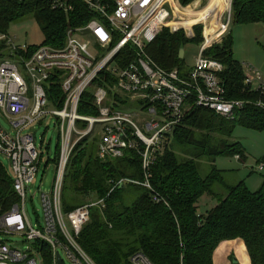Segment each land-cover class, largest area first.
I'll list each match as a JSON object with an SVG mask.
<instances>
[{"label": "built area", "instance_id": "built-area-1", "mask_svg": "<svg viewBox=\"0 0 264 264\" xmlns=\"http://www.w3.org/2000/svg\"><path fill=\"white\" fill-rule=\"evenodd\" d=\"M39 1L48 3L54 11L74 12L71 0ZM80 1L94 18L85 26L69 28L63 47L41 46L26 59L19 49H27V44L17 43L9 33L0 34V44L8 48L0 63V113L13 129L9 133L0 124V156L9 161L8 172L17 199L0 203V264H44L43 244L50 246L53 264H58L57 254L63 264L65 260L94 264L78 239L91 210L104 208V200L69 214L64 213L62 204L71 155L84 139L99 136L98 157L102 161L121 159L127 151L138 154L143 180H121L112 191L133 183L154 194L151 169L157 154L166 136L180 127L193 108L234 118L235 111L244 106L243 102L227 99L220 78L224 66L205 55L228 35L233 0H218L215 10L207 8L212 0H198L187 7L180 4L184 13L174 8L179 0ZM197 26L202 27L203 42L188 74L167 71L150 58V46L165 29L184 30L193 40ZM120 64L126 66L121 68ZM243 67L245 85L264 98V71L251 65ZM57 90L61 99L54 94ZM88 92L98 116L79 113ZM50 120L58 128L60 153L52 189L41 195L44 224L37 217L33 225L27 204H34V198L29 197L30 186L36 182L43 154L36 146L32 128ZM259 171H264V165ZM155 201L165 202L162 198ZM17 244L27 245L23 249ZM131 263L153 264L142 253L135 254Z\"/></svg>", "mask_w": 264, "mask_h": 264}, {"label": "trees", "instance_id": "trees-1", "mask_svg": "<svg viewBox=\"0 0 264 264\" xmlns=\"http://www.w3.org/2000/svg\"><path fill=\"white\" fill-rule=\"evenodd\" d=\"M71 1L74 12L65 14L39 0H0V34H8L13 23L33 16L43 41L40 45L27 44V49H19V54L28 59L41 46L63 47L69 28L85 26L94 18L80 0ZM179 2L187 7L193 0ZM174 8L179 12L175 4ZM232 9L234 24H264V0H233ZM195 31L196 38L190 40L184 30L173 33L165 29L150 46V58L167 71L188 74L191 68L185 70V57L180 59V50L189 43L203 42L202 27L197 26ZM233 45L228 33L221 44L205 55L224 66L220 78L226 97L243 102V108L235 111L234 118L193 108L180 127L166 136L157 154L151 169L154 194L133 183L112 191L121 180H143L136 152L127 151L121 159L102 161L96 134L74 149L63 186V211L69 214L88 203L104 200V208L91 210L90 220L78 239L94 264H132L137 253L144 254L153 264H217V249L224 242L236 240L243 241L249 256L248 262L243 254V263L264 264V181L253 193L244 181L228 184L226 176L230 172L214 166L218 158L225 156L245 160L241 144L231 142L237 127L264 132V98L245 85V70L235 59ZM7 53V46L0 44V63ZM125 66L120 64L121 68ZM54 94L57 99L62 98L60 90ZM79 113L98 116L90 92L83 96ZM59 141L57 138L55 159L46 167L51 162L57 166ZM202 160L212 164L206 177L200 171ZM130 198L134 199L129 203ZM156 198L165 202L158 203ZM16 200L10 173L0 161V203ZM42 246L44 264H53L50 246Z\"/></svg>", "mask_w": 264, "mask_h": 264}, {"label": "rangeland", "instance_id": "rangeland-1", "mask_svg": "<svg viewBox=\"0 0 264 264\" xmlns=\"http://www.w3.org/2000/svg\"><path fill=\"white\" fill-rule=\"evenodd\" d=\"M197 1L193 0L189 5ZM9 34L12 37H16V42L19 44L40 45L43 41L41 28L33 16H28L13 23L9 29ZM229 34H231L234 43L235 59L243 64V66L251 65L259 71H264V24L238 25L232 22ZM185 51V70L188 71L194 66L196 58L199 55V45L189 43ZM91 52L96 54L92 49ZM0 124L7 132L13 131L9 121L2 113H0ZM32 133L35 135L38 150L43 154L36 182L30 186L31 195L29 197L34 198V204L32 205L30 201L27 204L28 218L35 225L37 217L44 224L41 195L51 191L55 178V165L51 162L46 167L45 164L48 159H55L58 128L54 125V120H50L48 123L44 122L42 125L34 126ZM233 137L231 142H239L241 144L245 160H239L236 156H225L218 158L214 166L220 171L230 172L226 176L228 184L237 185L239 182L244 181L251 192H257L262 187L264 181V171H259L260 166L264 165V132L237 127ZM49 143L50 150H47ZM0 161L8 170L9 161L4 156H0ZM211 168L212 164L207 160L200 162V171L203 177H206L211 172ZM133 199L130 198L129 203ZM26 245L17 244L18 247L23 249H25ZM243 254L249 262V256L243 241H228L222 243L217 249L215 260L217 264H232V258L234 257L239 261L238 264H245V261L244 263L242 261ZM64 262L65 264H71L67 260Z\"/></svg>", "mask_w": 264, "mask_h": 264}, {"label": "bare ground", "instance_id": "bare-ground-1", "mask_svg": "<svg viewBox=\"0 0 264 264\" xmlns=\"http://www.w3.org/2000/svg\"><path fill=\"white\" fill-rule=\"evenodd\" d=\"M218 5H219L218 0H212L207 8L211 9V10H215L218 7ZM175 6H176L177 10H179V12H183V13L185 12V9L182 11V8L179 7V5L177 3H175ZM184 25H185V23H184Z\"/></svg>", "mask_w": 264, "mask_h": 264}, {"label": "water", "instance_id": "water-1", "mask_svg": "<svg viewBox=\"0 0 264 264\" xmlns=\"http://www.w3.org/2000/svg\"><path fill=\"white\" fill-rule=\"evenodd\" d=\"M184 57H185V50L181 49L180 50V59H183ZM57 263L58 264H63V260H62V258H61V256L59 254H57ZM238 263H239V261L236 258H234L233 259V264H238Z\"/></svg>", "mask_w": 264, "mask_h": 264}, {"label": "flooded vegetation", "instance_id": "flooded-vegetation-1", "mask_svg": "<svg viewBox=\"0 0 264 264\" xmlns=\"http://www.w3.org/2000/svg\"><path fill=\"white\" fill-rule=\"evenodd\" d=\"M233 259H234V257L232 258V264H233Z\"/></svg>", "mask_w": 264, "mask_h": 264}, {"label": "crops", "instance_id": "crops-1", "mask_svg": "<svg viewBox=\"0 0 264 264\" xmlns=\"http://www.w3.org/2000/svg\"><path fill=\"white\" fill-rule=\"evenodd\" d=\"M179 6H181L180 3H179ZM185 55H186V52H185Z\"/></svg>", "mask_w": 264, "mask_h": 264}]
</instances>
